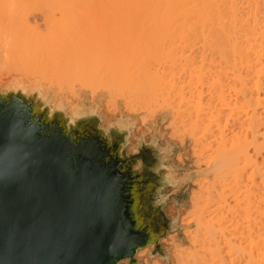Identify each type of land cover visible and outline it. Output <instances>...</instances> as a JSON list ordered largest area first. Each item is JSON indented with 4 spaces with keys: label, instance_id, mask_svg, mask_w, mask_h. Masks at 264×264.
Here are the masks:
<instances>
[{
    "label": "bare ground",
    "instance_id": "1",
    "mask_svg": "<svg viewBox=\"0 0 264 264\" xmlns=\"http://www.w3.org/2000/svg\"><path fill=\"white\" fill-rule=\"evenodd\" d=\"M131 26L181 53L148 76L161 106L172 97L169 122H192L185 133L200 149L196 162L204 156L217 176L196 203L186 245L170 243L173 264H264V0H0V63L28 52L58 63L45 64L56 81L73 69L96 92L113 85L111 43ZM103 55V71L92 72Z\"/></svg>",
    "mask_w": 264,
    "mask_h": 264
},
{
    "label": "water",
    "instance_id": "2",
    "mask_svg": "<svg viewBox=\"0 0 264 264\" xmlns=\"http://www.w3.org/2000/svg\"><path fill=\"white\" fill-rule=\"evenodd\" d=\"M21 88H0V264H139L151 245L168 263L160 240L179 217L165 190L183 181L170 146L140 138L127 153L128 119L105 129L96 109Z\"/></svg>",
    "mask_w": 264,
    "mask_h": 264
},
{
    "label": "rangeland",
    "instance_id": "3",
    "mask_svg": "<svg viewBox=\"0 0 264 264\" xmlns=\"http://www.w3.org/2000/svg\"><path fill=\"white\" fill-rule=\"evenodd\" d=\"M128 29L126 34L115 38L111 43L112 50L116 52V55L114 54L112 59L114 82L112 79L113 85L111 83V87H109L110 84L108 86L105 84L107 87L100 88L104 90L101 91L98 88L99 90L97 89L95 92V89L86 87L84 86L86 84L80 82V77L75 75L79 74L77 71H73L72 69L69 74L66 70L67 68L64 70L63 76V70L61 71L62 74L58 73L56 81L57 76L55 73L58 70L56 72H49L48 68L53 65L52 68L55 67L54 69H57L56 67L59 66L57 62L50 59L48 61V63L51 62L49 66L45 58L31 56L32 54L28 52H22L21 54L18 52V54L16 53V58L12 61L7 60L5 63H0V88L4 89L12 85L22 87L23 89L27 88L28 90L39 88L41 92L48 93L53 105L59 102L65 104L68 113H72L77 109H96L100 117V126L105 129L109 125L114 124L118 119H128L131 122V136L127 146V153L135 151V147L139 145L140 138H144L148 142L152 137H160V145L162 147L170 146L172 151L170 163H174L175 167L177 163L181 166V169L178 171L176 168L174 172L175 176L182 177L183 173L186 175L183 176V186L179 188L181 190L177 193V197H182L183 199L180 207L177 209L176 205L171 202L174 198H171L165 208L167 218L179 217V228L173 232L167 231L166 235L160 240L169 256V261L168 263L161 261L157 256L149 258L148 253L153 249L154 245L141 249L145 252L143 255H139L141 251L139 250L135 257L139 260V264H149L153 261H160L162 264H173V260L171 259L172 246L170 243L179 241L181 244L186 245L183 236L195 225L194 210L196 203L200 200L203 192L214 190L218 187L216 186L218 182L213 180L217 176L213 178V174H210L209 166L205 165L206 159L204 156L203 158L200 157L201 162H196L199 160L198 152L200 149L198 146L192 145L194 143L187 134V129L192 124V119L189 121V123L191 122L189 125L187 121L181 120V116L174 118L176 120V122L174 121L175 123L172 122L176 126L174 128L170 122L171 120L173 121L172 116L175 115L172 113L171 107H167L172 97H169V101H166L168 105L166 103L167 106L164 107L162 105V107L161 102L164 101L162 98L164 94L161 95L159 93L153 84V77L148 76V72L159 65H169L173 60L176 62L182 60L183 57L178 48H175V46L166 48L168 44L173 43L145 40L139 34L133 32L134 29L140 30V27L131 26ZM35 58L38 59L35 60ZM104 63V55L102 58L96 57L90 70L94 73H100L103 71ZM45 64H48L47 69ZM40 66L46 70L41 71ZM52 68L49 69L54 70ZM61 69H64V67H61ZM65 71L68 75H65ZM73 72L76 73L73 74ZM50 73L53 75L51 76ZM59 75L65 76V78L62 79L61 77V80H59ZM98 76L95 78H98ZM100 76L102 75L100 74ZM76 77L79 78V82ZM89 77L92 80L93 75ZM86 78L89 81L87 75L85 78L82 77L85 80ZM95 80H100V77ZM90 91L95 93H89ZM164 98L166 99L165 96ZM183 109L184 107L181 105L180 110ZM183 114L186 116V112H183ZM168 122L169 125L166 124ZM195 131L197 132L198 129L196 128ZM215 134H218L217 131ZM212 139L211 137L209 140ZM202 159L205 160L203 161ZM120 264H126V262L122 261Z\"/></svg>",
    "mask_w": 264,
    "mask_h": 264
},
{
    "label": "crops",
    "instance_id": "4",
    "mask_svg": "<svg viewBox=\"0 0 264 264\" xmlns=\"http://www.w3.org/2000/svg\"><path fill=\"white\" fill-rule=\"evenodd\" d=\"M172 165L174 166V163H172ZM175 167V166H174ZM181 166L177 163V166H176V168H177V171L178 170H180L181 168H180ZM183 176H185L186 174L185 173H183L182 174ZM181 177V176H178L177 178H180V179H184V177ZM183 182V181H182ZM182 182L180 183V186L179 187H175V188H169V190L167 189V190H165V193H167V194H169V200L171 199V198H174V200L173 201H171L173 204H177V205H181V202H183V199H182V197H177L176 198V196H177V193L178 192H180V190L181 189H179L181 186H183V184H182Z\"/></svg>",
    "mask_w": 264,
    "mask_h": 264
},
{
    "label": "flooded vegetation",
    "instance_id": "5",
    "mask_svg": "<svg viewBox=\"0 0 264 264\" xmlns=\"http://www.w3.org/2000/svg\"><path fill=\"white\" fill-rule=\"evenodd\" d=\"M177 197V196H176Z\"/></svg>",
    "mask_w": 264,
    "mask_h": 264
}]
</instances>
